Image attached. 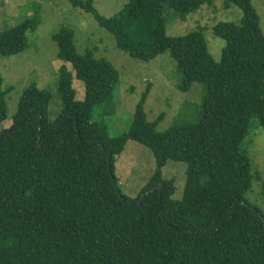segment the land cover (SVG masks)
Segmentation results:
<instances>
[{
    "label": "trees",
    "instance_id": "16d2710c",
    "mask_svg": "<svg viewBox=\"0 0 264 264\" xmlns=\"http://www.w3.org/2000/svg\"><path fill=\"white\" fill-rule=\"evenodd\" d=\"M66 1L93 14L132 59L169 54L182 74L181 92L203 84L202 112L193 123L176 121L160 132L163 115L147 121V89L129 131L111 137L92 119L97 106L115 109L118 69L92 49L79 53L72 30L53 34L62 62L57 118L51 119L53 91L32 83L3 129L13 88H3L0 77V264H264V214L246 198V138L264 128V37L252 0H225L243 17L211 28L225 42L219 62L203 29L167 35L168 22L186 21L214 0H130L112 17L102 16L95 0ZM40 26L36 14L1 30L0 56L25 51L27 34ZM75 81L83 83L82 100ZM129 141L148 147L156 163L134 199L116 175ZM168 161L186 164L180 199H173L175 180L163 176Z\"/></svg>",
    "mask_w": 264,
    "mask_h": 264
},
{
    "label": "rangeland",
    "instance_id": "374dc122",
    "mask_svg": "<svg viewBox=\"0 0 264 264\" xmlns=\"http://www.w3.org/2000/svg\"><path fill=\"white\" fill-rule=\"evenodd\" d=\"M129 1L95 0L94 6L102 16L112 17ZM252 6L264 37V0H252ZM36 14L41 18V26L27 34V49L10 57L0 56L3 88H13L6 96L8 113L3 129L10 127L17 102L32 83L53 91L51 119L57 118L61 103L55 89L62 62L56 57L57 44L52 40V35L62 28L74 32V43L79 53L92 49L96 58H106L119 71L120 83L114 96L115 109L111 105L97 106L92 119L107 127L111 137H119L129 131L136 107L147 89L149 93L144 105L147 121L154 123L163 115L158 131L169 129L176 121L193 123L198 120L205 94L203 84L195 82L189 91L181 92L177 85L182 74L169 54L160 55L149 62L132 59L117 47L111 34L99 27L93 14L72 7L66 0H0V31ZM242 17L243 12L236 5L227 8L225 0H214L213 5H204L190 14L186 21L168 22L167 35L180 37L203 29L209 51L213 59L219 62L225 42L215 37L211 28L218 22L240 23ZM74 85L78 98L82 100L85 95L83 83L75 81ZM103 110L108 112L105 117ZM246 139H250L246 150L251 159L252 176L246 198L264 214V128L253 129ZM155 165L154 155L148 147L129 141L116 159V175L122 192L132 199L136 198L154 174ZM185 171L186 164L175 161H168L163 169L165 179L175 180L173 199L182 197Z\"/></svg>",
    "mask_w": 264,
    "mask_h": 264
},
{
    "label": "water",
    "instance_id": "95a60500",
    "mask_svg": "<svg viewBox=\"0 0 264 264\" xmlns=\"http://www.w3.org/2000/svg\"><path fill=\"white\" fill-rule=\"evenodd\" d=\"M74 115V114H73ZM74 117H75V115H74ZM161 187H162V185H161Z\"/></svg>",
    "mask_w": 264,
    "mask_h": 264
}]
</instances>
